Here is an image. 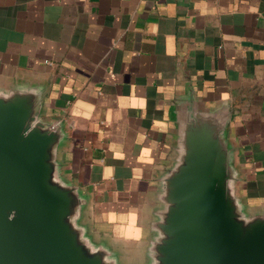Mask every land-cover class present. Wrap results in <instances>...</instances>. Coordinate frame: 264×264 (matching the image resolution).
I'll return each instance as SVG.
<instances>
[{"label":"crops","instance_id":"crops-1","mask_svg":"<svg viewBox=\"0 0 264 264\" xmlns=\"http://www.w3.org/2000/svg\"><path fill=\"white\" fill-rule=\"evenodd\" d=\"M54 124L52 179L106 264H159L171 181L215 138L264 216V0H0V98Z\"/></svg>","mask_w":264,"mask_h":264},{"label":"water","instance_id":"water-1","mask_svg":"<svg viewBox=\"0 0 264 264\" xmlns=\"http://www.w3.org/2000/svg\"><path fill=\"white\" fill-rule=\"evenodd\" d=\"M54 128L26 97L0 98V264H106L80 241L70 190L52 179ZM228 177L219 142L195 135L171 181L159 264H264V216H239Z\"/></svg>","mask_w":264,"mask_h":264}]
</instances>
